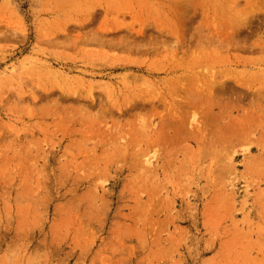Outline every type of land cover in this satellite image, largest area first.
<instances>
[{
  "label": "rangeland",
  "instance_id": "obj_1",
  "mask_svg": "<svg viewBox=\"0 0 264 264\" xmlns=\"http://www.w3.org/2000/svg\"><path fill=\"white\" fill-rule=\"evenodd\" d=\"M0 264H264V0H0Z\"/></svg>",
  "mask_w": 264,
  "mask_h": 264
},
{
  "label": "bare ground",
  "instance_id": "obj_2",
  "mask_svg": "<svg viewBox=\"0 0 264 264\" xmlns=\"http://www.w3.org/2000/svg\"><path fill=\"white\" fill-rule=\"evenodd\" d=\"M145 163H147L148 165L151 164V162L149 160H146Z\"/></svg>",
  "mask_w": 264,
  "mask_h": 264
}]
</instances>
